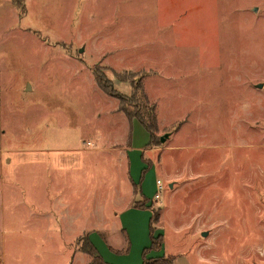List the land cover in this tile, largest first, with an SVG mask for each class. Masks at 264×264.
Masks as SVG:
<instances>
[{
    "label": "rangeland",
    "instance_id": "1",
    "mask_svg": "<svg viewBox=\"0 0 264 264\" xmlns=\"http://www.w3.org/2000/svg\"><path fill=\"white\" fill-rule=\"evenodd\" d=\"M136 114L160 149L165 256L264 264V0H0V264H100L47 215L45 169L68 167L112 220L129 169L98 137L145 148Z\"/></svg>",
    "mask_w": 264,
    "mask_h": 264
},
{
    "label": "crops",
    "instance_id": "2",
    "mask_svg": "<svg viewBox=\"0 0 264 264\" xmlns=\"http://www.w3.org/2000/svg\"><path fill=\"white\" fill-rule=\"evenodd\" d=\"M125 120L131 128L134 119L124 117V121ZM149 136L150 143L145 148L133 147L132 142H130V137L126 142V147L116 143H114V145L112 142H109V140H102L98 137V140L103 141V146L105 147L103 149L97 148L96 150L124 153L123 158L129 169V197L124 199L121 198L119 207H115L114 209L112 220L107 219L108 216L104 203H98V205H96L97 198L93 201L91 207L86 204L83 193L82 191L80 192L79 187L70 183V170L68 167L60 165L55 168H49L50 170H48V168L45 169L47 173L50 171L57 176L59 175V177L54 179L57 183H60L58 185L59 188L55 189L54 194H50V201L56 212L50 209L47 215L52 220L59 216L61 223L70 221L71 223H67L68 226L64 231L67 232V234H76L75 237L86 236L107 263L111 261L116 262L113 253L123 255V258L130 259L137 252V254L140 255L142 250L148 247L147 245L149 244L148 226L152 209H156L154 208L155 203L153 202V198L157 191L156 182L160 178L159 172L156 171L153 166L152 159L150 160V158L146 157L147 152L154 153L160 150L159 148L156 149L155 147H151L153 138L150 133ZM84 171L85 169L76 168L75 173L72 172L71 174V179L76 180L79 186L80 183L78 180L82 178ZM136 190L138 192L137 194L135 192ZM118 194L121 197L119 192ZM134 200L136 203L143 204L145 202L146 206H151L152 209H136L134 208ZM85 221L91 222L92 224L90 226L92 227L86 229V227H84ZM101 234L110 235L107 239L102 237ZM113 234H115V236L121 235L124 241L127 238L129 241L127 243L128 248L119 251L114 245H111L108 242L109 240L113 241V243L116 241V237L113 238ZM121 243H123V240ZM133 261L132 258V260L125 261L122 264H142V259L141 261H137V263Z\"/></svg>",
    "mask_w": 264,
    "mask_h": 264
},
{
    "label": "trees",
    "instance_id": "3",
    "mask_svg": "<svg viewBox=\"0 0 264 264\" xmlns=\"http://www.w3.org/2000/svg\"><path fill=\"white\" fill-rule=\"evenodd\" d=\"M148 112L153 114V110L150 111V109H148ZM138 117V118H137ZM130 119H138L149 131L151 137L153 138V134L150 130V126L144 122V119L139 117V115L136 114V116H130ZM136 194L138 193L137 190L135 191ZM134 208L136 209H152L151 206H146L145 202L142 203H136L134 204ZM157 211H155V209H152V215L150 217V223H149V236H150V240H151V246L148 248L143 249L142 251V264H173V260L171 258H167L165 256V254L163 253V240L161 242V238H162V234H158L157 233V229H156V225L157 222L159 220V218H157ZM86 246L88 247V249L90 250V252L96 257V259L99 260L100 264H109L107 263L102 256L100 255V253L98 252V250L92 245V243L89 241L88 238H86ZM162 252L161 255L159 256H155V257H149L152 253H160Z\"/></svg>",
    "mask_w": 264,
    "mask_h": 264
},
{
    "label": "built area",
    "instance_id": "4",
    "mask_svg": "<svg viewBox=\"0 0 264 264\" xmlns=\"http://www.w3.org/2000/svg\"><path fill=\"white\" fill-rule=\"evenodd\" d=\"M156 188H157V191H156V194L154 196V199L157 202L160 199V192L163 189V184H162V182L160 180H157V182H156Z\"/></svg>",
    "mask_w": 264,
    "mask_h": 264
},
{
    "label": "water",
    "instance_id": "5",
    "mask_svg": "<svg viewBox=\"0 0 264 264\" xmlns=\"http://www.w3.org/2000/svg\"><path fill=\"white\" fill-rule=\"evenodd\" d=\"M256 11V10H255ZM260 87V86H259ZM166 137L167 136H165V137H163V138H161V142H164L165 141V139H166ZM170 188H172V185H170ZM203 236H205V234H203Z\"/></svg>",
    "mask_w": 264,
    "mask_h": 264
}]
</instances>
